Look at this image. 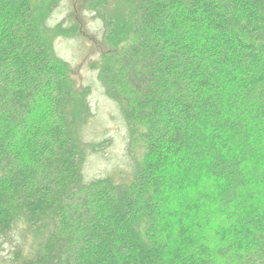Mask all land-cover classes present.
Returning a JSON list of instances; mask_svg holds the SVG:
<instances>
[{
    "label": "trees",
    "instance_id": "obj_1",
    "mask_svg": "<svg viewBox=\"0 0 264 264\" xmlns=\"http://www.w3.org/2000/svg\"><path fill=\"white\" fill-rule=\"evenodd\" d=\"M43 0H0V247L5 264H264V0H94L99 65L143 155L87 182L88 116L39 28Z\"/></svg>",
    "mask_w": 264,
    "mask_h": 264
},
{
    "label": "rangeland",
    "instance_id": "obj_2",
    "mask_svg": "<svg viewBox=\"0 0 264 264\" xmlns=\"http://www.w3.org/2000/svg\"><path fill=\"white\" fill-rule=\"evenodd\" d=\"M38 17L56 70L68 76L77 92H86L89 112L79 135L84 178L128 183L144 151L140 142L130 141L118 104L105 94L99 65L107 47L94 0H43ZM41 238L40 233L18 224L12 241L0 247V264L8 263L17 252L26 257Z\"/></svg>",
    "mask_w": 264,
    "mask_h": 264
}]
</instances>
